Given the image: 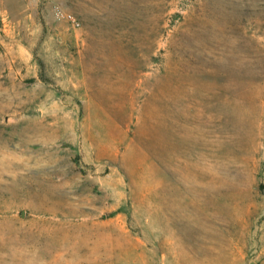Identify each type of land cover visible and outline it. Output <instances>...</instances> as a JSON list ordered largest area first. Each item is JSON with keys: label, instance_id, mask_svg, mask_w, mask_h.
Wrapping results in <instances>:
<instances>
[{"label": "rangeland", "instance_id": "1", "mask_svg": "<svg viewBox=\"0 0 264 264\" xmlns=\"http://www.w3.org/2000/svg\"><path fill=\"white\" fill-rule=\"evenodd\" d=\"M0 264H264V0H0Z\"/></svg>", "mask_w": 264, "mask_h": 264}, {"label": "built area", "instance_id": "2", "mask_svg": "<svg viewBox=\"0 0 264 264\" xmlns=\"http://www.w3.org/2000/svg\"><path fill=\"white\" fill-rule=\"evenodd\" d=\"M69 17H71V16H69ZM72 18V17H71ZM73 19V18H72ZM73 21H74V19H73ZM76 24H78V23H76Z\"/></svg>", "mask_w": 264, "mask_h": 264}]
</instances>
